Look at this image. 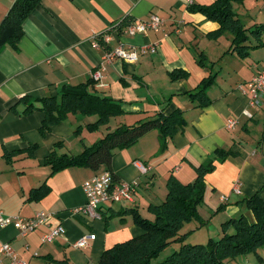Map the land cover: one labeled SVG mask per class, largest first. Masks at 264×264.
<instances>
[{
  "label": "crops",
  "instance_id": "crops-1",
  "mask_svg": "<svg viewBox=\"0 0 264 264\" xmlns=\"http://www.w3.org/2000/svg\"><path fill=\"white\" fill-rule=\"evenodd\" d=\"M14 1L0 0V22ZM214 1L41 0L30 12L22 23L23 35L16 48L5 45L0 50V210L12 218L10 224L0 228V246L7 243L27 264H97L104 249L142 234L125 214L130 208L140 213L145 206L147 199L136 194L141 188L134 192L133 202L102 206L101 219L88 221L75 210L85 203L82 184L96 173L71 167L48 177L45 158L56 143H62L58 154H78L101 138L106 128L89 132L85 126L93 118L69 115L41 136L38 128L43 113L35 110L29 115L19 114L25 107L19 102L22 97L33 100L58 96L63 86L84 83L94 73L100 79L90 91L121 102L129 112L114 118L116 127L152 117L162 109L170 113L181 108L186 121L185 127L167 140L165 149L161 148L158 133L152 130L129 148L116 151L111 162L116 181L145 187L149 180L152 185L143 187V191L151 193L159 173L165 182L172 174L181 183H193L196 168L211 161L214 168L204 175L203 202L219 206L216 214L223 211L224 218L225 213L229 218L236 217L239 208L241 211L245 207L246 198L257 194L264 200V131L262 127L259 130L263 138L260 142L256 129L250 126V121L261 125L264 116L259 113L264 101L259 108L250 107L244 84L263 71L264 54L260 53L264 47L250 50L245 59H240L230 49L231 35L217 39L205 36L218 30L219 24L200 13L189 12L188 6H208ZM232 7L244 28L264 22V0H242ZM152 14L164 20L157 32L129 35L124 32L127 27L120 34L112 31L118 24L129 26ZM105 34L117 38L104 43L101 39ZM95 39L97 48L92 46ZM119 44L126 50L135 49L138 61H106V53ZM150 46H155V52H149ZM199 54H203V66L198 65ZM255 60H260L256 61L260 64L255 65ZM175 69L186 71L188 77L170 81L168 72ZM223 73L228 80L222 79ZM208 76H214V83L206 90L210 103L200 108L196 106L198 102L189 99L188 92H194ZM244 111L252 114L251 119ZM227 118L237 121L231 131L225 127ZM77 126L81 128L74 134ZM30 145H36L32 153L26 150ZM217 150L229 154L220 159L215 155ZM134 161L143 163L148 173L142 175L132 165ZM43 183L48 185V193L40 200L31 199V190ZM235 183L239 184V194L231 189ZM153 196L150 204L159 205L166 192ZM40 211L54 215L50 223L20 236L16 218L29 219ZM245 216L248 222L254 221L249 209ZM215 221L212 223L218 228ZM57 224L63 225L65 235L42 243L41 237ZM91 233L95 238L88 240L85 248L73 246ZM225 263L264 264V245ZM0 264L10 261L0 257Z\"/></svg>",
  "mask_w": 264,
  "mask_h": 264
},
{
  "label": "trees",
  "instance_id": "trees-1",
  "mask_svg": "<svg viewBox=\"0 0 264 264\" xmlns=\"http://www.w3.org/2000/svg\"><path fill=\"white\" fill-rule=\"evenodd\" d=\"M41 0H15L9 12L0 22V50L8 45L16 48L23 35L22 23ZM242 0H215L208 6L189 5L188 11L200 13L204 18L219 24L218 30L205 36L217 39L224 34L231 35L230 49L238 58L245 59L250 50L264 47V22L254 24L249 28L239 21L233 9V4H240ZM125 27L121 23L113 27L112 31L122 33ZM253 42V44L251 43ZM198 65L203 66V54L198 56ZM188 77L186 71L175 69L168 72L170 81L182 80ZM92 79L75 86H63L58 96H46L33 99L24 96L19 99L25 105L19 114L29 115L35 110L43 113L38 133L43 136L50 129L64 122L69 115L81 118H93L86 124L89 132L97 131L100 127L107 132L90 146L78 154L60 153L62 143H56L45 158V165L49 168L48 177L54 173L71 167L84 168L94 173L100 169L111 172V162L116 151L129 148L148 132L155 130L161 143L166 148L167 140L185 127L183 111L175 108L170 113L158 111L154 116L138 120L131 125L122 124L110 130L109 122L112 118L121 117L129 112L123 108L121 102L100 96L90 91L94 86ZM214 83V76L203 78L194 92L189 93L192 102H198L197 107H204L210 103L206 90ZM80 126L74 130L78 134ZM36 145H30L26 150L32 153ZM229 151L217 150L215 155L223 159ZM211 161H207L196 168V179L193 183H181L174 175H169L165 182L166 196L161 204H150L149 212L153 220L143 217L137 209L125 211L130 216L133 225L142 230V234L114 244L104 249L97 264H150L165 247L173 242H182L185 235L181 230L186 223L197 221L199 218L198 205L204 199V175L213 170ZM102 171V170H101ZM112 173V172H111ZM113 177L114 174L112 173ZM115 180V178H114ZM49 191L46 183L34 188L30 198L40 200ZM243 202L252 212L254 221L248 222L244 216L231 218L222 223V234L217 239H209L204 244H181L179 249L158 264H226L227 260L238 256L254 253L264 245V200L255 194ZM110 216L105 217L104 222ZM231 227L232 232L227 230Z\"/></svg>",
  "mask_w": 264,
  "mask_h": 264
},
{
  "label": "built area",
  "instance_id": "built-area-1",
  "mask_svg": "<svg viewBox=\"0 0 264 264\" xmlns=\"http://www.w3.org/2000/svg\"><path fill=\"white\" fill-rule=\"evenodd\" d=\"M164 20L157 15L152 14L149 19L135 21L131 23L124 32L129 35L144 34L151 30L157 32L164 25ZM117 38L110 34H105L101 40L104 43H108L111 39ZM118 40V39H117ZM94 48L99 47L98 41L95 39L92 42ZM149 52H155V46L148 47ZM113 59H119L128 63H136L138 61V54L135 49H124L120 44L107 52L105 55L106 61ZM100 75L94 73L92 80L98 82ZM246 92L249 96L248 105L253 108H259L264 101V69L254 75L249 81L245 82ZM244 115L251 119L252 114L248 111L243 112ZM237 124L236 119L227 118L225 127L231 131ZM142 175L148 173L149 169L140 161H134L132 164ZM139 187L136 182L116 181L112 173L108 170H102L86 180L82 184V189L85 196V203L75 210L77 215H82L88 221H95L101 219V207L105 205H115L121 202H133L134 192ZM148 188L149 185L145 184ZM236 194L240 193L239 184L235 183L231 188ZM54 215L47 212H37L33 217L29 219L16 218V224L18 225L19 235L26 236L28 233L35 231L36 229L48 225L53 219ZM12 222V218L5 217L0 210V228ZM65 235V228L61 224H57L49 229V231L41 237L42 243H51L56 238H60ZM95 234L91 233L88 236H82L79 238L73 246L76 248H85L88 240H94ZM13 248L4 243L0 246V257L7 258L10 264H27L25 261L18 258Z\"/></svg>",
  "mask_w": 264,
  "mask_h": 264
},
{
  "label": "rangeland",
  "instance_id": "rangeland-1",
  "mask_svg": "<svg viewBox=\"0 0 264 264\" xmlns=\"http://www.w3.org/2000/svg\"><path fill=\"white\" fill-rule=\"evenodd\" d=\"M211 46H213V45H211ZM211 46H210V48H212ZM260 54L261 55L264 54V49L261 50ZM263 57H260L258 59H262ZM256 61H260V60L253 61V62H255L254 63L255 65L260 64V62L257 63ZM206 64L209 65L210 63L208 62ZM215 70L216 71L219 70L218 65H215ZM221 77L224 80H226V79L228 80V75L226 73H223ZM213 88H218V87L214 86ZM260 114L264 116V109L259 113V115ZM71 116H73V115H71ZM255 120H257V119H255ZM250 122H251L250 126H253V128L256 129V132L258 134V139H260L259 141L260 142H261V140L263 141V138H262L259 130L262 127V131H264V118L261 121V125L259 123H257L258 121L257 122L250 121ZM114 123H116V121L114 120V118H112L111 122H109V128L116 127ZM101 131H103V129H101ZM87 143H90V142H86V144ZM156 178H157V180L155 181V188H154L153 192L150 193V191H148V190L143 191L144 184L142 186L138 187L141 189H139L136 192L137 196H141L144 200H145V198L147 199V202L144 203L145 206L143 207V209L140 208V213L150 220H153V215L148 210L149 204L153 203V201L151 200V197L154 200L153 194H155V193L158 194L160 192L162 194L163 192L164 193L166 192L165 179L162 178L161 173H159ZM145 182L147 183V185H149V188H150V186L152 185V184L150 185V183H148L150 181L147 180ZM144 188H146V187H144ZM200 204L201 205L198 206V212H199L198 214L200 216L199 218H201L203 220V224H201L197 221H192V222L186 223L180 232L181 234L185 235L183 238V241L181 243L180 242H173V243L169 244L155 258H153L151 261H149L150 264H158V263L162 262L164 259H166L168 256H170L174 251L178 250L179 246H181V244L204 245L209 241V239H211V238L217 239L218 237L221 236V234H222V223L228 221L231 218L227 217L226 213H225V218H224L223 217L224 216L223 211L216 214L218 211H220L219 206H213L209 203L206 204L204 202H202ZM247 209H248L247 205L245 204V207H243V209H241V211L239 208V211L237 213L238 216L232 217V218H237V217L241 216V213H242V216H244L247 219V216H245ZM149 214H151L152 216ZM214 219L217 220L215 222L217 223L218 228H215L213 223H212V221ZM229 230H231V227L227 231L229 232Z\"/></svg>",
  "mask_w": 264,
  "mask_h": 264
}]
</instances>
